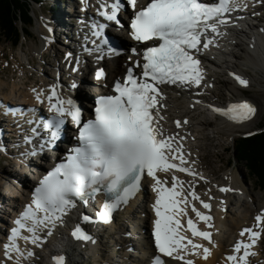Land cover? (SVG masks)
I'll return each instance as SVG.
<instances>
[{
	"label": "snow or ice",
	"instance_id": "obj_1",
	"mask_svg": "<svg viewBox=\"0 0 264 264\" xmlns=\"http://www.w3.org/2000/svg\"><path fill=\"white\" fill-rule=\"evenodd\" d=\"M256 2L264 3V0ZM81 3L85 8L88 6V0H81ZM247 6L242 0H148L139 6L138 0H96L95 11L100 20H93L88 26L84 42L85 45L90 42L91 47L84 46V51L95 54L96 60L103 59L105 55H120V50L111 46L105 30L111 23L122 28L119 17L122 11L128 9H131L129 36L144 47L130 49L138 59L129 57L130 64L123 79L117 78L112 85L113 94L98 97L94 116L86 121L82 119L77 104L71 98L60 95L58 84L50 85L47 92L32 89L38 103L47 100L50 115L46 119L26 121L30 134L24 135V143H31L33 138L38 137L40 149L43 150L59 138L69 118L77 128L74 137L76 143L43 176L32 192L30 203L14 221L16 226L10 230L8 242L3 245L7 260H12V253H15V264H20L25 253L17 243L19 239L40 246L42 231L51 234V229L57 223H63V218L78 203L87 206L89 200H95L98 194H103L104 202L95 218L82 214V219L85 222L109 223L113 212L127 204L139 190L145 174L151 178L152 190L156 194L152 204L155 219L151 233L156 254L151 264H164L162 256L183 261V264H194L187 257L190 254L198 255L201 249L204 258L208 257V247L181 234L184 218L187 225L185 231L190 232L191 237H200L212 243L210 232L199 230L189 216L190 209L199 220L211 227V216L199 211L193 202L199 201L204 209L211 206L201 200L194 189L186 192L183 182L175 175L180 172L205 179L190 166L195 161L190 162L185 155V137L166 135L163 131L160 121L164 117L159 115V110L164 107L161 101L165 98L162 86L199 89L204 82V69L199 59L202 50L217 46L216 38L225 35L221 29L234 23L231 13ZM72 58V53L65 54L66 61ZM75 62L79 65V57L75 58ZM77 70V67H71V71ZM230 75L239 84L247 86V80L236 74ZM103 76V69L97 70L96 78ZM70 87L77 85L73 83ZM195 103L200 101L196 100ZM30 111L34 112L35 109ZM213 111L229 120L242 122L253 115L255 108L243 101L232 103L227 108L213 107ZM4 114H8L7 109ZM174 123L177 128L181 127V121ZM183 123L187 124V120ZM17 127L20 125L17 124ZM0 150H4L2 146ZM158 172L172 173L171 187H167L166 181L159 178ZM189 187L193 188L192 185ZM231 190L219 188L221 192ZM255 221L257 226L261 225L264 213L256 215ZM23 231L29 235H23ZM246 234L248 240H238L233 246V254L226 257L228 264H248L247 258L255 255L250 249L261 232L245 228L239 233L241 237ZM72 235L79 240L92 239L79 225ZM26 255L30 257L34 253L28 250ZM53 259L55 264H63V257ZM0 264L3 262L0 261Z\"/></svg>",
	"mask_w": 264,
	"mask_h": 264
},
{
	"label": "bare ground",
	"instance_id": "obj_2",
	"mask_svg": "<svg viewBox=\"0 0 264 264\" xmlns=\"http://www.w3.org/2000/svg\"><path fill=\"white\" fill-rule=\"evenodd\" d=\"M78 5H79V9H81L82 4L78 2ZM92 5H94L93 2H92ZM262 6L263 7L261 10L255 11V13L261 18L257 19L259 21L258 25L255 26L256 24L255 20L251 24L252 33H253L252 36H248L246 32L240 31L239 35L236 38L233 37L230 40L221 37L218 40L219 43L223 44V46H225V49L230 51L229 54L222 55V58L221 57L211 58L209 57V55L204 54L203 59L205 60V64L207 66V69L203 68L204 69V86L200 90L197 89V91H200L201 94H196L195 91L193 90L194 87L188 91V94H184L183 92H181L180 88H177L175 86H170V87H167V89L165 90V96H164L165 98L161 101L164 107L161 108L160 111H161L162 116L164 117L162 122H164L163 127L164 129H166V134L167 135L178 134L179 136L185 137L183 141L185 155L190 162L195 161V163L191 164L190 166L195 170L196 173L202 175L205 178L203 179V181H200L198 177H192L189 180L179 179V181L183 182V188L186 192L194 189L196 194L200 197L201 200L208 202L210 204L211 206L210 209H204L199 201H194L193 203L195 204V206L198 208L199 211L206 210L209 212V214L215 216V218L211 222V225L213 227L212 229L216 237V240H215L216 246L215 247L209 246L210 254L208 255L206 260L203 259L204 256H203L202 250H200L198 255L190 254L189 257H192V259L194 258V264H217V262L223 258L224 252H228L229 250L233 251V246H234L233 244L235 242L241 239L245 241L248 240L247 234L244 237H241L239 235L241 230L245 229L246 227L248 228L252 227L254 230H259L261 232V236L256 240L255 244L250 249V251L255 253V255H250L247 258L248 264H256L258 260L262 257L263 251H262L261 244L263 241V233L261 231V227L257 228L256 222L250 218L251 215L254 217L255 215L259 214L258 208L255 207L257 212L254 214L252 213L253 210L251 209H247L242 212L240 211L239 213H237L238 211L235 212L234 209H232V207L230 206L232 204V201L230 200V198L232 196L235 197V193L233 194L232 192H220L219 188L220 187H227V188L233 187L235 188V190H238L239 187H237L236 184H234V181L232 179H230L226 183L224 182L221 183L219 181L213 180L212 179L213 175L208 174L204 169L205 167L198 166L196 164L198 163L199 165H201L202 160H204L197 155V151L200 149V147L208 151L209 143L211 139V137L205 136L204 139L208 142L207 145L205 146L200 145L199 135L202 134L201 133L202 130H200L198 126L200 125L206 128L209 127L214 122L213 118L217 120H221V124H227L226 122H231L228 118L224 117L223 115L212 116L208 112L205 111V109L210 110L214 105L217 106L216 103H213L214 98L210 99V97L212 95L214 96L215 94V91L213 88L216 87L218 84L223 83L225 84V86H227L226 88L229 94L235 98L239 94H243V90L246 87V86L239 84L233 75H231L230 79H228V78L222 77L221 73L222 72L227 73V71H229L231 74L239 75L243 79L247 80L248 84H250V82L253 81V77L251 74L248 73V71H246L245 68H242L241 65L244 64L245 66L249 64L253 66L252 68L254 71L259 70L261 72L262 71L264 72V11H263L264 3H262ZM67 13L69 12L68 11L64 12L59 9V12H57L54 16H50L49 21H48L49 22L48 26L51 30H52V27H55L56 37L59 39H63L61 43L62 45H65L66 43L65 39L69 38L68 33H70V26L73 24V21L75 22L74 17L69 16ZM240 15L242 16L243 14H240ZM46 19L47 18H43L41 20H39V18L37 19V32L39 33V36L41 37L42 46L35 45L33 47V50L35 52H38L39 55H41L42 50L44 51L49 50L48 47L46 48V43H49L51 36L54 35L53 30L51 31L52 34L49 33L48 30L46 31V24H47ZM240 36H242L243 38H241ZM245 37L247 41L244 40ZM242 45L248 46V49L244 48L243 50V53H245V55L247 56L246 61L243 58V56L241 54L238 55V52H236L234 49V48H240ZM56 49L58 50V47ZM56 49H54V45H53L51 51L55 55L54 57L56 61L51 62L49 64V67H51V69L45 70L43 68L41 71L42 75L45 76V78L41 79V83H42L41 86L37 84L38 82H35L34 80H32L34 79L33 78L34 74L28 77V75L26 76V74L24 73L22 69L20 70V72L23 74V76H25V78H28L29 80L33 81V86H31L28 90L18 91V93L21 92V95H22L21 97L27 103H30L31 105H35V103H38L32 92L33 88L37 89V91L43 90L44 92H47L50 85L58 84L57 90L59 91L60 95L61 96L67 95L65 94L66 92L65 90L67 89L68 85L64 83L60 87L59 82H57V79H58L57 74L59 72V73H64V75H66V74H69L70 71H68L66 68V62H64V57L62 55V49L58 50L57 53L56 52L54 53ZM126 57L127 58L131 57L132 60H135L134 59L135 56L131 55L129 52ZM229 57L235 58V60L232 59L233 61H231ZM75 58H76V55L74 56V59ZM223 58L225 60H223ZM14 61L16 62L15 59ZM107 67H108V76L104 83H108V82L112 83L115 80L114 73H118L122 70H125L126 68L122 58H119L117 61H111L110 63L107 64ZM83 76L86 82L88 84H91L93 78L92 77L89 78L87 75V72H83ZM206 85H211V86L208 87ZM85 91H87L86 94L80 93L79 91H74V95L76 96V99L81 100V105H84V101H88L92 97H95L97 95V93L94 90V87L91 85H89L88 89H85ZM0 95L8 99H12L10 94L5 95L2 92H0ZM241 99H244V98L242 97ZM196 100H199L200 103L198 104L195 103ZM254 102L258 104V102L256 101ZM258 106H261V104L259 103ZM257 113H260L259 107H258ZM198 114L200 116L198 118H195L194 116ZM204 114L207 115L209 117L208 119L211 121L201 118L203 117L202 115ZM185 119L187 120V124L183 123ZM176 120L181 121L180 128L176 127L174 123V121ZM253 121L254 120H252L251 122L245 125H237L231 122L230 123L231 125L230 124L229 125L232 128L228 132L236 133L237 129L246 128L250 126V124ZM0 127H2V130L0 129V143L3 147H5V145L9 147V145L13 142L12 140L13 138H12V134L10 130V128H12L11 121L0 118ZM220 133H222V131L218 132V134ZM15 139L17 141L16 135H15ZM16 144L20 145L18 143ZM18 148L19 149H15L16 160H20L19 158L22 156V153H23L22 152L23 146L20 145L18 146ZM10 151L14 153V150L10 149ZM189 153L190 155H188ZM31 160L32 162L35 161L33 159ZM203 166H204V163H203ZM5 173L13 181H17V179L22 178V177H25V180L27 182L30 180V177H28L23 171L19 172L15 170L12 173H9L7 170ZM22 174H24L25 176ZM160 175L165 176L166 178H171L172 173L165 174L163 172H160ZM32 178H35V175H32ZM206 184H210V187L206 188L205 186ZM189 185H192L193 188H190ZM27 186L28 184H26V188ZM248 192H249L248 196L251 198V201L253 203H256L258 199L254 197L253 190L249 189ZM145 193H146V199H149L151 195V191L146 189ZM0 197L6 199L7 201L8 200L14 201L17 198H20V199L27 198L25 192L23 193L21 192V194L20 192H18L17 194H15V192L14 193L5 192L3 194L0 192ZM210 197L211 199H209ZM153 199L154 198H151L150 202H152ZM189 199H191V197H189ZM140 208L142 209L139 211V213H141V217L143 219H141L140 217H138L139 219H136L135 210L133 208H130L127 215L125 214L124 216V218L126 217L127 218L126 220H124L123 223L127 224V227L129 229L135 228L136 226L143 225L142 227H138L137 230L143 234V238L145 239V241L143 240V238H142V241L144 243L149 244L150 243V241L148 240L149 234L145 232V229L148 227L149 223H150V228H151L152 221H150V219L151 220L153 219L151 218L150 205L148 203H145L144 205H142V207L140 206ZM260 210L264 211V207L261 208ZM0 219L4 221L5 218L0 217ZM121 220L122 219H119V221ZM223 227L227 229V235L224 238H222L221 233H219V229ZM1 233L2 231H0V234ZM113 245H114V249L111 247ZM124 245L126 246L127 243H124ZM208 245H205V247H208ZM47 247H49V245L47 243L46 244L42 243L41 241L39 249L45 251ZM126 248L127 247L121 248L120 243L114 242L112 238L111 239L109 238L108 240L102 239V241H100V246L92 250L91 256H93L95 261H97V263L95 264H117L118 255L117 257L115 256L116 249L117 250L119 249L121 251L122 256H123L122 258H124V261L126 263L128 262L129 259L136 258L134 262L135 264H138L139 262L143 261L145 256H147V252L143 254H139L137 252L129 253L125 250ZM28 250H31V249L23 250V252L25 253V256L21 258L20 264H38L39 260L37 259V255L35 254V252L31 250L34 253V255L29 257L26 255ZM70 259L72 261L71 264H74L72 258ZM15 260H16V254L14 255L13 261H8L6 259H3L2 256H0V261L5 262L6 264H15ZM176 261L180 262L178 260L171 258L172 263L176 264ZM75 264H78V261L75 262Z\"/></svg>",
	"mask_w": 264,
	"mask_h": 264
},
{
	"label": "rangeland",
	"instance_id": "obj_3",
	"mask_svg": "<svg viewBox=\"0 0 264 264\" xmlns=\"http://www.w3.org/2000/svg\"><path fill=\"white\" fill-rule=\"evenodd\" d=\"M53 1L58 4L55 11L51 10ZM58 7H60V10L64 12L67 11V8H64V4H61V0H46L41 4H35L32 11L34 24L29 29L30 35H23L17 47H15L11 42L7 41L5 36L0 33V58H2L0 59V92H2L3 94H10L11 97H14L17 95L18 91L28 90L31 86H33L32 80L41 84V79L45 78V76H43L41 73L42 69H51V67H49V64L56 61L54 54L51 51L52 49L47 46L49 50H42L41 55H39L38 52H35L33 50V47L35 45L42 46L41 37L37 32V19H49L50 14L55 15L57 12H59V10L57 11ZM47 19L46 23L48 24L49 22L47 21ZM47 30L49 31L48 27L46 26V31ZM240 37L243 38L242 36ZM51 42H56V46L54 47V49H56L57 47L58 50L63 49L59 45L57 40L52 39ZM244 48L248 49V46L242 45L240 48L234 49L236 52H238V55L241 54L246 61L247 56L245 55V53H243ZM58 50L56 49L54 53H57ZM14 59L16 60V62L14 61ZM229 59L231 61L235 60V58L232 57H229ZM248 65L249 64L244 66L243 64L241 65V67L245 68L246 71H248V73L252 75L253 81L244 88L243 94H239L235 98H249L258 102V105L260 103L261 106H258L260 108V113H258L250 126L243 129H237L236 133L228 132L232 127L228 123L221 124V120L217 119L213 120L214 122H211L212 125L207 128L199 125V129L202 130V134L199 135V144L203 146L207 145L208 142L204 139L205 136L211 137V139L208 151L200 147V149L197 151V155L204 159L201 162V166L205 167L204 169L208 174L213 175V180L219 181L221 183H226L227 181L232 179L234 181V184L239 187L238 190H234L235 197L232 196L230 198V200L232 201V204L230 205L232 209H234L235 212L238 211L237 213H239L240 211L242 212L244 210L251 209L253 210L252 213L254 214L257 212L255 207L258 208L259 212H261L260 209L264 207V192H262L257 187L255 181L248 175L244 165L237 162L238 160L235 159L234 154L236 140H238L240 137H246L248 135L258 133L264 129V72H261L259 70L254 71L252 68L253 66ZM21 69L24 71L26 76L28 75V77L34 74V79L29 80L28 78H25V76H23V74L20 72ZM88 70V77L91 78L92 66H90ZM229 73L230 72L227 71V73L222 72L221 74L222 77L230 79L231 76ZM226 87L227 86H225V84L223 83L218 84L213 88L215 91V97L211 94L212 96L210 97V99L223 97V99H219L221 101L227 100V98L232 97L227 91ZM199 116L200 115L198 114L194 117L198 118ZM202 116L203 117L201 118L209 120V117L207 115L204 114ZM219 131H222V133L218 134ZM7 170L9 173H12L15 170L18 171V166H15L13 163H11L10 158H4L0 156V192L2 194L5 192H15V194H17L18 187L16 186V182L10 179V177L5 173ZM28 174L32 176V173L29 171ZM205 186L206 188L210 187V184H206ZM249 189L253 190L254 197L258 199L256 203H253L251 201V198L248 196ZM234 200L238 201L241 207H239L237 202H234ZM140 210L141 208L139 207L138 211ZM252 217L253 216L251 215L250 218L252 219ZM116 236L118 237V235ZM111 247L114 249V245ZM261 247L263 251L262 257L256 264H264V236ZM39 259L41 258L39 257ZM42 264H45V262Z\"/></svg>",
	"mask_w": 264,
	"mask_h": 264
},
{
	"label": "trees",
	"instance_id": "obj_4",
	"mask_svg": "<svg viewBox=\"0 0 264 264\" xmlns=\"http://www.w3.org/2000/svg\"><path fill=\"white\" fill-rule=\"evenodd\" d=\"M42 0H0V33L18 46L23 34L28 35L34 24L33 6ZM235 159L244 165L248 175L264 192V129L240 137L235 142Z\"/></svg>",
	"mask_w": 264,
	"mask_h": 264
}]
</instances>
